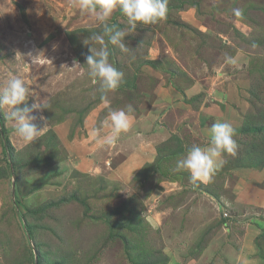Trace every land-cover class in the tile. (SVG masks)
Here are the masks:
<instances>
[{
	"label": "rangeland",
	"instance_id": "rangeland-1",
	"mask_svg": "<svg viewBox=\"0 0 264 264\" xmlns=\"http://www.w3.org/2000/svg\"><path fill=\"white\" fill-rule=\"evenodd\" d=\"M107 23L126 31L127 51L108 45L123 80L104 102L86 68L73 65L90 54L83 40L102 32L95 16L70 0H0V88L13 74L25 79L21 107L40 103L32 115L45 127L24 143L2 112L0 170L9 175L0 179V264H37L39 256L48 264H132L130 242L141 244L143 264H264V0H168L155 25L127 31L119 10ZM78 29L87 31L71 44L67 32ZM192 82L200 86L194 96ZM186 84L185 96L172 95ZM128 106L135 127L104 143L109 112ZM215 122L231 123L237 147L194 187L176 162L209 144ZM139 147L145 159L124 180L122 154ZM133 197L149 228L142 238L120 228L112 239L115 210Z\"/></svg>",
	"mask_w": 264,
	"mask_h": 264
},
{
	"label": "clouds",
	"instance_id": "clouds-1",
	"mask_svg": "<svg viewBox=\"0 0 264 264\" xmlns=\"http://www.w3.org/2000/svg\"><path fill=\"white\" fill-rule=\"evenodd\" d=\"M70 5L79 9L81 13L95 16L101 22L102 32L92 34L83 40L84 45L90 46V54L85 56L84 66L80 65L79 60H73V65L86 68V74L91 83L100 85L98 91L101 94V100L107 102L108 94L115 92L123 80V73L110 62L111 51L108 45L127 51L124 43L126 31L115 25H109L107 21L115 11L119 10L127 18L129 26L127 31H135L138 26L155 25L166 19L168 0H70ZM234 14L240 16L242 12L240 9H235ZM105 36L108 37L107 41ZM28 56L36 57L32 53H28ZM17 58L23 59L24 56L17 52ZM229 62L235 63L230 58ZM23 63H25L24 59ZM28 96L27 81L15 74L7 80L6 86L0 88V111L14 126V134L24 143L35 141L45 129V127H37L34 123L37 117L32 115L33 111L42 107L40 103H33L31 107H21L26 103ZM133 111V108L128 106L127 110L109 112L104 123L110 128V135L104 138V143L114 145L122 133L130 130ZM40 119L43 121L45 118L41 116ZM234 134L235 130L231 123H213L210 128L209 144L205 147L193 145L183 157L177 160L176 169L188 172L194 187H198L200 183H207L214 171L223 163V154L235 153L237 145L233 139ZM161 194L150 196L158 198Z\"/></svg>",
	"mask_w": 264,
	"mask_h": 264
},
{
	"label": "trees",
	"instance_id": "trees-1",
	"mask_svg": "<svg viewBox=\"0 0 264 264\" xmlns=\"http://www.w3.org/2000/svg\"><path fill=\"white\" fill-rule=\"evenodd\" d=\"M182 8V7H181ZM87 31L86 29H78L74 31H69L67 32L69 41L71 44H75L77 41L76 35L82 32ZM0 119H1V126H2V131L5 133V127H4V122L2 118V111H0ZM251 126V125H250ZM255 128V127H254ZM245 129L243 131V134H245ZM7 145H10L9 140H7ZM182 152V149L178 148L176 149L175 153L173 155H176L178 153ZM9 175L8 169L7 168H2L0 170V179L5 178ZM174 177H180L179 175H173ZM174 177H170V179H173ZM140 181V180H139ZM137 198V197H136ZM136 198H130L126 201H124L123 205L121 208L115 210L116 215H120L121 219L118 220L114 225L113 223L110 224V230H109V236L113 239L115 238L118 233V229L120 228H125L127 231L132 233V236H136L139 238H142L145 236L147 229L149 228V225L146 224V221L141 215V211L139 210L138 206L139 203L136 202ZM34 214V213H31ZM108 223H110V219H106ZM30 233L32 232V228L29 227ZM129 242V241H128ZM133 242V241H132ZM131 243V242H130ZM130 243H127L125 246V252L127 257L129 258L130 262L132 264H143L141 261H139L138 257L136 258L135 254V249L140 246L141 244L137 243L135 244L134 247L130 246ZM141 243V242H140ZM148 258V257H145ZM43 258V256H39L37 264H48V262Z\"/></svg>",
	"mask_w": 264,
	"mask_h": 264
},
{
	"label": "crops",
	"instance_id": "crops-1",
	"mask_svg": "<svg viewBox=\"0 0 264 264\" xmlns=\"http://www.w3.org/2000/svg\"><path fill=\"white\" fill-rule=\"evenodd\" d=\"M159 37H160V35H159ZM187 84L186 85H180L179 87H173V88H171L172 95L178 94V95H181L182 96L184 94V96H185V93H186L187 89H189L192 86V84H191L187 88ZM190 91H191L190 93L193 94V96H194V95H196V94H198L200 92V86H196V82H195V84L193 83V86L190 88ZM194 101L195 100H192V98L189 99V104L188 105H191V102L193 103ZM178 105H182V104H178ZM197 105L199 106V102H198ZM203 105L208 106L207 103L206 104L204 103ZM202 108H204V107H202ZM213 110L215 111V109H213ZM216 115H218V113ZM186 116H188V115H186ZM133 127H135V125H133ZM133 127H132V129H133ZM145 150H146L145 147H142V148L139 147V148H136V150L133 151V152L132 151H129V153H126V152L124 153L123 152L122 159H121V161L119 162V165H118V168H119L118 171H119L121 177H124V180L125 179L126 180L127 179L129 180V178H131L130 176H132V174L134 173L132 169L133 168L135 169L137 167L136 164L137 163H142V161L145 159V156H146ZM101 151L103 152L101 154H106L104 150H101ZM132 153L135 154V156H132L131 157L130 155ZM203 184H205V183H203ZM181 187L182 186L180 185V188ZM182 189H184V188L182 187L181 190Z\"/></svg>",
	"mask_w": 264,
	"mask_h": 264
}]
</instances>
